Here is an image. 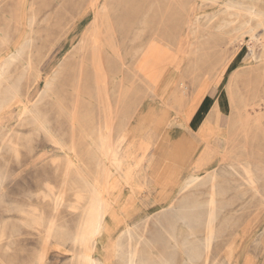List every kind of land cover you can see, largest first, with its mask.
<instances>
[{"label":"rangeland","instance_id":"obj_1","mask_svg":"<svg viewBox=\"0 0 264 264\" xmlns=\"http://www.w3.org/2000/svg\"><path fill=\"white\" fill-rule=\"evenodd\" d=\"M225 3L227 0H128L113 4L109 14L114 19L110 17L108 24L116 42H121L129 68L116 73L111 72L113 67L109 69L108 74L115 78L106 82L112 109L107 118L101 103L105 97L94 87L90 66L85 68L83 82L87 80L80 89L77 80L79 62L87 60L91 51L94 11L90 0H0V229L13 233L6 252L0 251L5 261L71 263L72 235L89 193L74 168L65 174L67 162L70 159L80 165L89 182L99 178L93 140L97 130L105 131L106 119L111 123V137H119L116 150L122 168L130 172L127 181L105 195L112 203L110 211L119 204L124 214V221L114 217L112 238L126 223H135L159 208L169 191L178 190L194 175L203 177L212 167L246 161L264 171V115L244 128L240 119L254 65L243 49L248 33L224 10ZM256 3L261 7L264 0ZM121 6L128 11L125 19L118 17ZM253 26L261 38L263 27ZM57 35L62 41L51 49ZM105 37L103 48L113 52L115 47L110 44L114 41ZM28 38L33 40L26 50L31 51L33 64L22 70L8 55ZM228 38L234 44L236 38L241 39L238 53L232 54L231 44L220 43ZM161 52L165 53L162 60L154 63V57L158 59L154 54ZM61 59L65 65L60 69ZM140 59L144 62L136 68ZM46 76L50 85L45 90ZM257 80L258 86L264 83V70ZM15 81L20 83V97L6 96L7 86ZM24 105L39 111L42 126L27 115L20 117ZM5 135L8 140L4 143ZM55 138L61 146L54 143ZM101 160L107 161L104 156ZM110 170L109 179H122L113 166ZM215 187L217 217L208 264H264V176L258 179L257 192L231 170L217 177ZM48 188L56 194L62 192L55 209L43 196ZM209 188L210 183L200 179L175 195L176 209V204L184 205L183 197L196 200L193 212L201 229L191 236L177 221L173 226L181 245L172 248L170 239H160L159 253L165 259L171 256L172 264H187L185 251L191 240L193 244L204 241L201 221ZM31 209L42 213V225L55 215L47 238L39 225L26 224ZM191 210L188 204L179 208L187 215ZM160 213L146 225L147 238L153 239L151 234L170 217ZM122 242L125 248L127 241L123 238ZM120 259L112 256L109 263L120 264Z\"/></svg>","mask_w":264,"mask_h":264},{"label":"bare ground","instance_id":"obj_2","mask_svg":"<svg viewBox=\"0 0 264 264\" xmlns=\"http://www.w3.org/2000/svg\"><path fill=\"white\" fill-rule=\"evenodd\" d=\"M126 1L128 0H117L118 4H122ZM257 1L258 0H249V2L244 3L239 1L235 2L233 0H227V3L224 4V10L228 11L229 14L233 16V20L239 21L238 27H244L246 29L248 37L246 39L247 42L243 44V49L247 50L251 61H254V65L251 71L252 86L250 89L249 97L246 100L242 101V113H240V119L242 120L241 127L243 128L248 127L252 121H259L264 115V83L261 84V86H258V84L260 85V83L257 80V78L260 77V70H264V35L259 38L255 34L256 26L255 28L253 26V23H255L256 25H261L264 29V8H262L264 7V5L261 7L257 6ZM117 2L116 0H90V4L94 11L90 22L93 30V34L90 37L91 51L87 60L82 59L79 62V73L77 75L78 86L80 89L81 83L84 84L87 80L86 78L83 82V73L85 72V68L86 66H90L91 72L93 74L92 76L95 85L94 87L97 88V90H100L99 93L102 94L103 97H105L101 103L103 104L102 109L108 113L107 118H110L112 109L109 102V93L106 89V82L115 78L114 76L108 74V72L110 71L109 69H112L113 67L114 71L112 69L111 72L116 73L118 71L123 72L125 70H128L129 68V63L125 61V56L123 57L121 53V42H116V38L114 37L113 32L111 31V28L108 24L111 22L110 17L114 19V15L111 16V13L109 14V9L113 4H116ZM119 15V18L125 19L128 16L127 9L124 10V7L121 6ZM63 32L64 30L62 31V34ZM103 32H105V38L114 41L113 44H110V46L115 47V50L113 49V52L109 53L103 48ZM136 37L137 36H135L134 38ZM126 39H129L128 35H126ZM236 39V44L232 43L230 38L224 41L221 40L220 43H222V45H228V43L231 44L232 54H235L240 51V43H242L241 39ZM61 41L62 38L59 35L55 36L52 41L51 49H53V46L55 47L59 45ZM32 43V38H28L24 41V43H20L16 47V49L10 50L9 52V59L12 62L17 60L18 66L21 67L22 70H27L32 67V53L30 50L26 51L29 47H31ZM140 45L141 44H139L138 46ZM164 54V52L154 54L158 56V59L157 57H154V63H159L160 60H162V57L160 56ZM113 62H115V64ZM142 62H144L142 59L138 60L136 68L138 66L140 67L142 65ZM64 65V60L60 61L59 68H63ZM110 65L111 67L109 68ZM5 67H7L6 64ZM254 70H256V72H254ZM2 77L3 72L0 70V79ZM49 85L50 80L48 79V76H46L43 85L44 89H48ZM123 85L124 84H122V86ZM76 92V95L78 96V88L76 89ZM21 93L20 83H18V81H15L7 86L6 96H16L17 98H19ZM19 115L21 118L27 115L28 118L32 119L34 123H36L37 125H41L39 111L36 110L33 105H24ZM73 125L72 127L74 128ZM46 128L50 132V126ZM104 128V132L97 130V137L95 140H93V143L95 145L94 150L95 152H97L96 154H98L97 156H95L96 160L93 159V156L90 154V157L93 159L96 168H98L99 170L98 174L96 175V178H99L94 179L95 182L91 183L87 180L88 178L87 176L85 177L83 169L80 165H77L70 159L67 162V170L65 174L67 175L69 173V170L74 168L76 174L80 177L81 181H83L82 183L88 188L87 192L89 193L87 201L81 209L80 218L77 223L75 232L72 235L71 241L74 248L71 249L72 261L70 264H110L109 260L112 256H121V259L119 261L120 264H172L173 258H171V256L165 259L162 254L159 253L158 247H160L161 245L160 239L162 241H167V239H170L172 241V248L179 247L181 245L177 240V235L173 226L177 221L188 229L191 236H194L196 231H199L201 229L199 228L200 226H197L198 224L196 225V223H200V220L198 221V216L193 212V208L196 206V200L191 201L190 199H187L185 197L182 198L184 202L183 206H186V204H188V206H190L192 209L190 214L188 215L179 211V208L183 207L182 205L176 204L177 209L175 205H173V201L177 193H179L183 189L190 188L194 185L195 182L199 181L200 179H203L205 182L210 183L209 194L205 202V216L201 221L202 225L204 226L203 230L205 232L204 241L201 242V244L198 242L193 244V239L191 240V245H188L187 251H185V261L187 264H199L200 262L202 264H208L209 245L215 234L214 222L216 221L217 217V191L215 187V181L217 177L231 170V173L238 175V177L243 179L254 192H257V182L258 179L264 176V171L259 168L258 165H254L246 161L235 163L229 162L224 164V166H221L220 168L212 167L206 172L203 177L194 175L191 180L186 179L178 190L169 191L168 196H166L160 202L159 208H157L153 212L146 213L135 223H126L117 233V235L112 238V232L114 230L113 219L114 217H116V215H118L121 218L120 221H122L124 219V214H122L119 204L116 205L114 211H110L112 203L107 199L105 195L106 193L110 192L113 186H116L118 183H121L123 181H127V177L129 176L130 172L129 170L122 168V157L118 155V152L116 150L119 137H111L112 133L110 120L107 121L106 119ZM2 140L5 143L8 140L7 135H5ZM53 141L59 146L62 145L61 141L57 138L53 139ZM101 156H104L107 161L103 162L101 160ZM110 166L114 167L115 171L120 176H122V179H109L112 173L110 170ZM62 183L65 184L66 181L63 180ZM61 195V191H58V193L56 194L53 193L50 188H48L43 196L46 197V199L48 198L51 200L53 208L55 209L61 202ZM77 197L79 198L80 195H77ZM70 207L74 208L76 206L70 205ZM157 212H161L163 216L170 215V217H165L164 224L161 225V228L159 227V230L151 234L153 239L149 237L147 238L145 234L146 232H144L145 227ZM41 214L42 213L38 214L34 209H31L28 211L25 221L26 224L32 228H34L36 225H39L42 229H39V231H43L44 238H47L51 233L50 231L53 227V223L56 217L53 214L51 218H49L48 223L42 225L43 222L41 220H43V218ZM0 230V239L2 238V240H5V243L0 244V251L6 252L10 245V241L12 240L11 236L13 235V233L9 232L7 234V232L4 233L3 229ZM163 233H165L168 238ZM110 238L112 239V241L109 242L108 240ZM123 238L127 241L125 248H123L122 245ZM152 240H154L156 243H153ZM169 243H167V245ZM0 264L16 263L5 261V259L0 256Z\"/></svg>","mask_w":264,"mask_h":264}]
</instances>
